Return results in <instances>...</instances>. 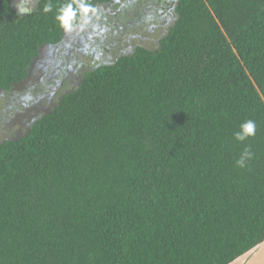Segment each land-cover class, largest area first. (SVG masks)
<instances>
[{
	"label": "trees",
	"instance_id": "1",
	"mask_svg": "<svg viewBox=\"0 0 264 264\" xmlns=\"http://www.w3.org/2000/svg\"><path fill=\"white\" fill-rule=\"evenodd\" d=\"M71 2L0 0V91L63 42ZM263 243L264 0H179L157 48L0 141V264H231Z\"/></svg>",
	"mask_w": 264,
	"mask_h": 264
},
{
	"label": "rangeland",
	"instance_id": "2",
	"mask_svg": "<svg viewBox=\"0 0 264 264\" xmlns=\"http://www.w3.org/2000/svg\"><path fill=\"white\" fill-rule=\"evenodd\" d=\"M24 1V0H23ZM32 12L39 0H28ZM169 0H116L96 8L89 25L67 31L58 45L43 48L28 77L10 91H0V141L24 135L60 99L78 88L86 73L130 55L137 47L157 48L174 23ZM172 19L170 25L168 19Z\"/></svg>",
	"mask_w": 264,
	"mask_h": 264
},
{
	"label": "clouds",
	"instance_id": "3",
	"mask_svg": "<svg viewBox=\"0 0 264 264\" xmlns=\"http://www.w3.org/2000/svg\"><path fill=\"white\" fill-rule=\"evenodd\" d=\"M18 9L21 13L28 12V9L25 7L18 6ZM45 12L51 11V5H47L44 8ZM96 8L87 4L85 0H72L71 3H67L60 8L59 14L56 19L60 22L61 26L71 32L75 27H79L83 31L90 23V16L96 14ZM79 13V17L77 16ZM78 17V19H77ZM242 132L237 134L238 140H244L247 137L254 136L256 131L255 123L252 120H248L241 125ZM241 165L243 161L239 162Z\"/></svg>",
	"mask_w": 264,
	"mask_h": 264
},
{
	"label": "crops",
	"instance_id": "4",
	"mask_svg": "<svg viewBox=\"0 0 264 264\" xmlns=\"http://www.w3.org/2000/svg\"><path fill=\"white\" fill-rule=\"evenodd\" d=\"M231 264H264V243Z\"/></svg>",
	"mask_w": 264,
	"mask_h": 264
},
{
	"label": "flooded vegetation",
	"instance_id": "5",
	"mask_svg": "<svg viewBox=\"0 0 264 264\" xmlns=\"http://www.w3.org/2000/svg\"><path fill=\"white\" fill-rule=\"evenodd\" d=\"M178 1L179 0H169V8H168V13L174 17V22H175V18H176V8H177V5H178ZM15 4H18V6H21L22 7H25L29 4V1L28 0H13V6ZM172 19H168V23L170 25Z\"/></svg>",
	"mask_w": 264,
	"mask_h": 264
}]
</instances>
